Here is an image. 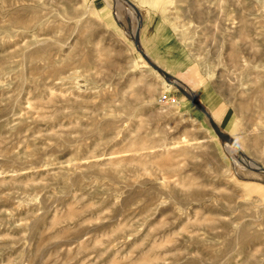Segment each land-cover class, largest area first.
Returning a JSON list of instances; mask_svg holds the SVG:
<instances>
[{
	"label": "rangeland",
	"instance_id": "rangeland-1",
	"mask_svg": "<svg viewBox=\"0 0 264 264\" xmlns=\"http://www.w3.org/2000/svg\"><path fill=\"white\" fill-rule=\"evenodd\" d=\"M0 264H264V0H0Z\"/></svg>",
	"mask_w": 264,
	"mask_h": 264
},
{
	"label": "water",
	"instance_id": "water-1",
	"mask_svg": "<svg viewBox=\"0 0 264 264\" xmlns=\"http://www.w3.org/2000/svg\"><path fill=\"white\" fill-rule=\"evenodd\" d=\"M218 135H219V136H222L224 139H226V140L230 141L228 137H226V136H224V135L220 134L219 132H218Z\"/></svg>",
	"mask_w": 264,
	"mask_h": 264
},
{
	"label": "bare ground",
	"instance_id": "bare-ground-1",
	"mask_svg": "<svg viewBox=\"0 0 264 264\" xmlns=\"http://www.w3.org/2000/svg\"><path fill=\"white\" fill-rule=\"evenodd\" d=\"M137 14H138V13H137ZM138 19H140V18H138ZM140 45H141V44H140ZM140 45H139V46H140ZM170 82H171L172 84H176V83H178V82H176V80H173V79L170 80ZM230 142H231V141H230Z\"/></svg>",
	"mask_w": 264,
	"mask_h": 264
}]
</instances>
